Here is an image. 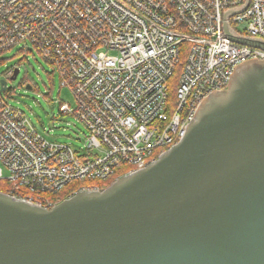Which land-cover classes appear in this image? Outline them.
<instances>
[{
  "label": "built area",
  "instance_id": "2783aa9c",
  "mask_svg": "<svg viewBox=\"0 0 264 264\" xmlns=\"http://www.w3.org/2000/svg\"><path fill=\"white\" fill-rule=\"evenodd\" d=\"M225 27L264 44V0H0V54L33 48L73 96L74 108L59 103V113L87 132L80 156L38 133L0 93L8 195L51 209L60 203L51 196L71 183L102 191L91 182L153 164L237 67L264 61L263 48L231 41Z\"/></svg>",
  "mask_w": 264,
  "mask_h": 264
},
{
  "label": "water",
  "instance_id": "95a60500",
  "mask_svg": "<svg viewBox=\"0 0 264 264\" xmlns=\"http://www.w3.org/2000/svg\"><path fill=\"white\" fill-rule=\"evenodd\" d=\"M0 264H264V61L237 67L176 145L102 191L51 209L0 192Z\"/></svg>",
  "mask_w": 264,
  "mask_h": 264
},
{
  "label": "rangeland",
  "instance_id": "374dc122",
  "mask_svg": "<svg viewBox=\"0 0 264 264\" xmlns=\"http://www.w3.org/2000/svg\"><path fill=\"white\" fill-rule=\"evenodd\" d=\"M14 66L19 68L18 77L7 82L2 97L24 112L42 136L70 145L80 156L87 155L84 148L86 130L74 115L59 113V103L73 109L75 101L66 88H60L59 77L51 66L30 46L27 51L19 46L0 54V80L5 79V73ZM26 85L32 89L27 90Z\"/></svg>",
  "mask_w": 264,
  "mask_h": 264
},
{
  "label": "trees",
  "instance_id": "16d2710c",
  "mask_svg": "<svg viewBox=\"0 0 264 264\" xmlns=\"http://www.w3.org/2000/svg\"><path fill=\"white\" fill-rule=\"evenodd\" d=\"M113 182V179L104 181V182H98V181H92L91 184L98 186L99 188H106ZM82 185H87V183H81V182H74L69 185H67L63 190H61L59 193L55 194L54 196H51V198L56 202H61L68 198L73 193L77 192ZM0 192L2 193H11V187L7 182L0 181ZM15 195L19 196L16 192H13Z\"/></svg>",
  "mask_w": 264,
  "mask_h": 264
},
{
  "label": "flooded vegetation",
  "instance_id": "af4514ba",
  "mask_svg": "<svg viewBox=\"0 0 264 264\" xmlns=\"http://www.w3.org/2000/svg\"><path fill=\"white\" fill-rule=\"evenodd\" d=\"M17 77H18V76H17ZM8 81H10V79H9V80H7V82H8ZM226 90H227V88H226L225 90H223V91H220V92H224V91H226Z\"/></svg>",
  "mask_w": 264,
  "mask_h": 264
}]
</instances>
